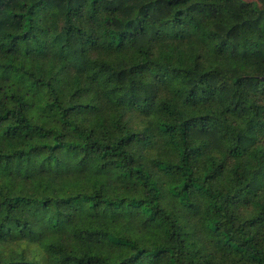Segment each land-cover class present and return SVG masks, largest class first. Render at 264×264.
<instances>
[{"label":"trees","instance_id":"16d2710c","mask_svg":"<svg viewBox=\"0 0 264 264\" xmlns=\"http://www.w3.org/2000/svg\"><path fill=\"white\" fill-rule=\"evenodd\" d=\"M0 264H264V0H0Z\"/></svg>","mask_w":264,"mask_h":264}]
</instances>
